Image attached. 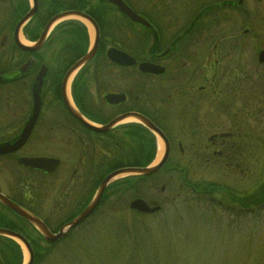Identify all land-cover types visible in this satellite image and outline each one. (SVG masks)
<instances>
[{
	"label": "flooded vegetation",
	"instance_id": "1",
	"mask_svg": "<svg viewBox=\"0 0 264 264\" xmlns=\"http://www.w3.org/2000/svg\"><path fill=\"white\" fill-rule=\"evenodd\" d=\"M36 1L37 10L31 25L37 20H45L39 35L56 14L77 11L93 22L96 29L89 25L92 38L95 39L96 31L98 38L93 57L76 73L69 89L66 86L70 96L68 103L76 112L73 114L63 98L62 83L69 67L62 70L51 66L49 60L38 55L49 42L51 45L53 34L35 52L20 50L12 35V46L20 54L21 64L0 73L4 76L0 85L12 88V111L15 115L11 129L1 124L5 120L0 118V147L4 144L13 145L20 138L32 117L35 94L39 99L40 110L29 135L19 148L0 153V167L13 164L26 176L34 174L46 178L58 171L62 160L54 154L39 152L40 146L51 144L65 151L75 150L76 156L70 159L71 163L64 165L67 174L61 179L59 194L48 199V184L33 181L24 186L29 178L18 177L17 185L5 195L10 201L40 218L53 232L71 221L93 197L100 183V159L115 149L117 144L114 139L125 137V132L147 130L137 120L130 119H123L107 130L92 129H102L126 114H137L150 120L167 137L169 158L175 151L179 159L189 154L186 165L190 168L198 167L199 164L210 169L218 168L231 178L238 176V172L253 169L256 135L243 130L240 114L238 117L239 110L230 101L234 97L233 93L231 97L228 94L230 98L225 100L229 103L216 102L224 97H221L222 89H233L237 74L230 64H235L232 57H240L241 38L245 34H211L210 30L218 23L216 12L219 9L228 5L241 11L240 5L234 0H217L218 3L213 4L210 0H55L68 8L50 16L47 10L50 0ZM68 22H76L87 32L86 19L78 17L61 24ZM89 47L88 43L81 57ZM111 51L126 55L134 63L113 61L108 56ZM140 64H150L161 70L158 74L143 72L139 69ZM43 66L46 71L38 88L37 77ZM154 92L162 97L167 96L163 98L168 103H163L161 96L156 99L151 97ZM177 92L181 93L180 98H185L182 105L179 98L173 100ZM179 104L181 108H188L190 113L187 117L173 114L175 132L179 134L183 129L187 131V136L192 140L188 148H184L179 139L173 143L165 127L169 116L173 117L170 111ZM200 110L203 112L200 113ZM34 157L56 158L57 167L53 172L45 173L19 164L20 158ZM239 179L234 183L241 182ZM256 199L254 195L251 200ZM98 207L73 231L91 219ZM0 210L12 220L15 228L4 229L25 236L27 230L37 232L28 221L1 203ZM55 211L65 212L60 220L55 218ZM28 240L31 244L36 243ZM37 243L44 245L43 241Z\"/></svg>",
	"mask_w": 264,
	"mask_h": 264
},
{
	"label": "rangeland",
	"instance_id": "2",
	"mask_svg": "<svg viewBox=\"0 0 264 264\" xmlns=\"http://www.w3.org/2000/svg\"><path fill=\"white\" fill-rule=\"evenodd\" d=\"M16 1L0 0V73L21 64L20 54L12 46V9ZM210 1L212 4L218 3L217 0ZM234 1L236 3L238 0ZM227 6L216 12L218 23L211 27V34L245 35L241 38L240 57H232L235 64H230L237 74L236 80H231L236 90L232 87L222 89L220 93L224 97L216 102L225 101L233 93L234 97L229 100L235 103L240 112L238 117L240 114L243 130L256 135L253 169L238 172L234 178L226 177V173L218 168L210 169L201 164L194 168L188 167L186 163L190 155L185 154L179 159L175 151L169 162L177 166L179 171L186 169V176L176 170L159 173L146 182L142 181L143 197H135L151 201L154 206L159 205V211L141 214L129 209L131 199L122 198L120 202L109 200L81 228L52 246L49 254L43 256L38 264H264V197L257 205L254 204L258 198L251 200L254 197L252 193L264 185V62L258 61V53L264 50V0H242L241 11ZM86 28L92 38L91 29L89 26ZM59 31L52 32L53 42L51 45L49 42L39 52L42 59L47 61L52 58L57 47L54 39L57 34L60 35ZM20 36L23 41L29 42L24 33ZM224 66L229 67L228 64ZM160 96L157 92L151 94L154 99ZM180 96V92L174 93L173 100L179 98L182 105L185 98ZM13 99L12 88L0 85V118L5 120L1 123L3 126L8 125L7 128L4 126L6 129H11L15 118ZM162 101L168 103L164 98ZM180 104L170 111L173 117L169 116L165 127L173 143L179 139L183 147L188 148L192 140L187 136V131L183 129L179 134L175 132L174 115L183 114L187 117L190 113L188 108H181ZM159 143L162 144L160 139ZM44 146L49 147L44 149L46 147L40 146L38 151L54 154L62 160L58 171L46 178L34 174L26 176L15 165L7 164L6 167H0V193L7 195L9 189L17 185V178L24 177L29 178L24 186L33 181L48 184V199L59 194L61 179L67 174L64 165L71 163L70 159H75L76 152L65 151L51 144ZM162 154L163 150L160 155L159 150H156L152 165L160 160ZM185 178L190 184L203 185L205 189L209 185L210 192L200 193L198 190L197 193L192 187L183 186ZM238 179L241 182L235 184ZM225 190L235 193V199L229 197ZM246 195L251 198L246 205L248 208H241L238 199L241 200L242 196L246 198ZM64 213L55 211L54 216L60 220ZM26 233L27 239L36 237L30 230ZM22 252L26 263L28 254L23 246Z\"/></svg>",
	"mask_w": 264,
	"mask_h": 264
},
{
	"label": "trees",
	"instance_id": "3",
	"mask_svg": "<svg viewBox=\"0 0 264 264\" xmlns=\"http://www.w3.org/2000/svg\"><path fill=\"white\" fill-rule=\"evenodd\" d=\"M14 3V2H13ZM65 8L60 5L59 2L55 0H50L48 3L47 10H49L50 15L57 13ZM13 25L18 21L28 10V3L26 0H17L13 5L12 9ZM48 16V17H49ZM47 19V18H45ZM45 21V20H44ZM44 21H36L34 25L31 23L27 24L24 29V34L26 38L31 41L37 39L40 28L43 26ZM60 29V35L54 39V43L57 45L56 52L51 59H49V64L51 66H57L62 68V70L70 67L76 60L81 57V55L86 51L89 43V38L84 27L79 26L76 22H68L59 25L55 30ZM53 42V40H51ZM125 137H116L115 142L117 146L114 150H111L109 155H104L101 157L99 164V181L100 182L104 176H106L111 171L122 168V167H145L152 163L156 155V140L154 136L147 130H136L124 133ZM179 171L177 166L168 162L158 173L151 176H138L129 177L125 179L117 180L111 183L103 194L100 205L109 202V200L115 199L120 202L122 198L126 200L143 197L141 190L142 181H148L150 178L155 177L157 174L171 173L173 171ZM182 171V172H181ZM179 172L183 176H186V169H182ZM185 187H192L195 192L209 193L211 187L208 185L206 189L203 185H192L185 178L182 183ZM204 189V190H203ZM216 190V189H215ZM226 191V190H225ZM233 200L235 193L230 191L225 192ZM256 195L258 200L257 203L263 201L264 197V185L260 186L252 196ZM231 199V201H232ZM251 198H241L238 199L239 204L246 206ZM237 202V200H236ZM251 202V201H250ZM99 205V208L101 207ZM12 220L0 210V228H7L14 230ZM36 234V233H35ZM26 237L28 238L27 234ZM34 243V263L38 264L43 256L48 255L52 246L39 245L37 241H42L41 238L36 234V237L30 238ZM35 239V240H34ZM23 263V252L21 247L13 240L0 236V264H22Z\"/></svg>",
	"mask_w": 264,
	"mask_h": 264
},
{
	"label": "water",
	"instance_id": "4",
	"mask_svg": "<svg viewBox=\"0 0 264 264\" xmlns=\"http://www.w3.org/2000/svg\"><path fill=\"white\" fill-rule=\"evenodd\" d=\"M32 1V6L30 7L29 11L18 21L16 24L14 31H13V39L16 44V46L26 52H35L39 48L42 47L44 44L52 26L57 23L60 20H63L66 17H82L86 19L90 23L91 26H93L95 29V25L93 22L81 15V13L77 11H64L59 14H56L53 16L44 26L41 35L39 38L35 41V43L31 46L25 45L20 41L19 34L21 28L29 21L31 18L35 15L36 10H37V1L36 0H31ZM242 0H239V4L241 3ZM132 16V15H131ZM134 17V16H133ZM137 20H140L138 17H134ZM97 38L98 34L96 31L95 34V39L92 47L87 51V53L78 59L66 72L63 78V98L66 101V104L68 106V109L73 113L76 114L75 110L72 109V106L68 103V96H67V91H66V86L68 83V80L70 77L77 72L82 66H84L88 61L91 60L93 57L94 51L96 49L97 45ZM117 52L111 51L109 53V57L113 61H118V62H123V64H133L134 61L131 58H128L126 55L120 53L116 54ZM258 61L260 63L264 62V50L260 51L258 54ZM139 69L143 72H150L153 74H158L161 69H159L157 66H153L150 64H140ZM46 67H42V71L39 73L37 77V87L39 88L42 84V78L45 75ZM3 82V77L0 76V83ZM110 99V97H109ZM40 110V103L37 94H35L34 97V109L32 113V117L30 118L29 122L26 125V128L24 129L23 133L21 134L20 138L16 140V142L13 145L9 144H4L3 146L0 147V153H7V152H12L15 151L19 148V146L26 140L27 136L29 135V132L32 129V126L38 116ZM128 117H131L138 122H140L147 130H149L151 133L156 135L163 143L164 149H163V154L161 159L155 164V165H150L147 167H125V168H120L117 170L112 171L109 173L99 184L93 198L89 202V204L76 216L74 217L70 222L64 224L56 233H52L51 231L48 230V228L43 224V222L34 216L33 214L29 213L28 211L24 210L20 206L16 205L12 201H10L8 198H6L4 195L0 193V203L6 206L8 209L11 211L15 212L17 215L22 217L23 219L27 220L29 223H31L39 232V234L42 236V238L45 240L47 244H53L55 242L60 241L61 239L65 238L68 233L77 227L80 223H82L97 207L99 204L102 195L106 189V187L111 184L113 181L117 180L120 177L126 176V175H136V176H149L155 172H157L161 167L166 163L168 154H169V143L167 138L165 137L164 133L156 127L150 120H148L144 116H140L137 114H126L125 116L119 117L118 119L114 120L110 124H108L106 127L102 129H96L92 128L94 130L98 131H103L107 130L108 128L112 127L114 124L117 122H120L123 119H126ZM19 164L25 167H28L30 169H36L40 170L45 173H50L53 172L58 164V160L54 158H48V157H35V158H20L19 159ZM129 208L131 210L137 211L139 213H154L157 212L160 209V206L155 205V206H150L146 201L143 199L136 198L132 200L129 204ZM0 236H4L7 238H11L13 240L18 241L20 244L24 246V248L27 251L28 254V259L26 263L24 264H33L34 261V254L33 250L29 244V242L19 233L0 228Z\"/></svg>",
	"mask_w": 264,
	"mask_h": 264
},
{
	"label": "bare ground",
	"instance_id": "5",
	"mask_svg": "<svg viewBox=\"0 0 264 264\" xmlns=\"http://www.w3.org/2000/svg\"><path fill=\"white\" fill-rule=\"evenodd\" d=\"M70 18H74V17H70ZM86 25H87V24H86ZM89 28H90V27H89ZM20 40H21L22 43H24V44L26 43L25 41H23V40L21 39V37H20ZM72 77H73V76L70 77V79H69V81H68V84H70ZM125 121H126V120H125ZM158 150H159V155H160L161 152H162V150H163V147H162V144H161V143H159V145H158Z\"/></svg>",
	"mask_w": 264,
	"mask_h": 264
}]
</instances>
